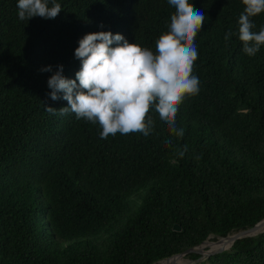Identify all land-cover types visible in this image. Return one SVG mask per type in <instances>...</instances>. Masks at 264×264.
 <instances>
[{"label": "trees", "instance_id": "obj_1", "mask_svg": "<svg viewBox=\"0 0 264 264\" xmlns=\"http://www.w3.org/2000/svg\"><path fill=\"white\" fill-rule=\"evenodd\" d=\"M55 3L54 19L20 21L17 0H0V264H152L263 219L264 45L243 52L242 0H189L205 22L199 92L175 116L183 135L150 110L149 135L106 139L98 124L45 111L68 106L49 97L48 78L62 65L75 79L74 50L88 33L155 51L175 9L168 0ZM251 19L253 31L264 27V13ZM201 264H264V231Z\"/></svg>", "mask_w": 264, "mask_h": 264}, {"label": "clouds", "instance_id": "obj_2", "mask_svg": "<svg viewBox=\"0 0 264 264\" xmlns=\"http://www.w3.org/2000/svg\"><path fill=\"white\" fill-rule=\"evenodd\" d=\"M168 3L175 12L168 30L156 40L155 51L129 43L119 33L85 34L74 50V57L81 63L75 79L65 78L63 66L58 65L47 80L49 97L53 101L66 100L68 106L57 110L45 104V111L52 115L57 111L60 115L71 112L76 119L98 124L100 137L106 139L117 133L149 135L154 122L148 113L154 110L161 122L182 136L183 130L176 129L175 116L179 105L199 92V78L193 75L198 58L195 39L205 15L189 0H168ZM242 5L238 39L243 52L254 56L264 45V27L253 31L255 24L251 18L264 13V0H242ZM16 7L20 21L36 16L54 19L62 10L55 0L51 7L49 0H17ZM232 35L225 33V41ZM41 71L51 72L52 67Z\"/></svg>", "mask_w": 264, "mask_h": 264}, {"label": "water", "instance_id": "obj_3", "mask_svg": "<svg viewBox=\"0 0 264 264\" xmlns=\"http://www.w3.org/2000/svg\"><path fill=\"white\" fill-rule=\"evenodd\" d=\"M261 229V230H260ZM172 230L173 231H181V227L179 224L175 223L173 226H172ZM264 231V218L261 219L260 221H258L257 223H255L253 226L251 227H247L245 229H241V230H238L236 232L233 233V236L231 238V245L230 247L232 246V244L234 243L235 240L239 239V238H243V237H247V236H255L261 232ZM232 234V233H231ZM229 234H227L226 236H215V235H210L208 236L204 241H202L200 244L196 245V246H193L191 248H188L187 250H185L184 252L182 253H178V254H175V255H172L170 257H166L164 259H161V260H164L165 261V264H193L195 263L197 260L201 259L204 255L200 252L199 249H197V247L199 245H201L202 243H204L205 241L209 240V238L212 236V237H217L216 240L214 241H218L219 238H224V237H227ZM229 247V248H230ZM228 248V249H229ZM228 249H225L223 246H220L218 247L217 249H214L212 251H210L209 253L205 254L206 258L210 257L211 255H214V254H217V253H221L225 250H228ZM191 252H195V253H198L200 254V256L196 259V260H192V259H189V258H186L185 255L188 254V253H191ZM177 257H183L184 258V261H178V260H175ZM161 260H158V261H155L154 263L152 264H155Z\"/></svg>", "mask_w": 264, "mask_h": 264}, {"label": "bare ground", "instance_id": "obj_4", "mask_svg": "<svg viewBox=\"0 0 264 264\" xmlns=\"http://www.w3.org/2000/svg\"><path fill=\"white\" fill-rule=\"evenodd\" d=\"M232 236H233V233L232 234H229L227 237L219 238L218 241L211 242V240H207L204 243H202L201 245H199L197 247V249H200L201 247L202 248L203 247H208L209 249L206 252V254L209 253L210 251L214 250V249H217L220 246H223L226 249L232 243V241H231ZM175 260L184 261V259H181L180 257H177ZM155 264H165V261L164 260H161V261H159V262H157Z\"/></svg>", "mask_w": 264, "mask_h": 264}, {"label": "rangeland", "instance_id": "obj_5", "mask_svg": "<svg viewBox=\"0 0 264 264\" xmlns=\"http://www.w3.org/2000/svg\"><path fill=\"white\" fill-rule=\"evenodd\" d=\"M216 239H217V237H212V236L209 238V240H211V242H213ZM228 248H226V249H228ZM208 249H209L208 247H203V248L201 247L199 250L205 256ZM204 256L201 259L197 260L195 263L196 264L207 263V258H206V256L205 257ZM180 258L184 259L183 257H180Z\"/></svg>", "mask_w": 264, "mask_h": 264}]
</instances>
